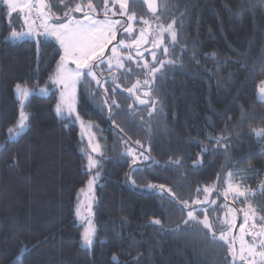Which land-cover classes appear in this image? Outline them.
I'll return each instance as SVG.
<instances>
[{
    "label": "trees",
    "instance_id": "trees-1",
    "mask_svg": "<svg viewBox=\"0 0 264 264\" xmlns=\"http://www.w3.org/2000/svg\"><path fill=\"white\" fill-rule=\"evenodd\" d=\"M46 2L51 17L64 18L59 23L77 4L82 11L70 14L80 17L89 2L93 16L112 19L105 16V0ZM135 4L140 9L130 14L146 16L139 0L128 5ZM159 7L156 30L175 21L177 43L172 51L170 34L162 33L164 44L154 52L174 63L156 74L150 89L142 66L153 63L151 52L139 58L123 48L139 36L124 30L123 46L110 44L104 58L113 47L131 57L115 70V94L105 64L95 69L100 86L91 77L78 84L77 115L90 124L99 146L89 171L90 146L79 125L56 113L60 47L47 39L11 41L24 22L0 1V264H232L229 246L202 225H185L189 209L181 211L178 203L199 208L227 201L229 174L250 191L240 203L251 205L264 227V136L257 135L264 130V101L257 93L264 81V0H160ZM164 45L170 46L167 56ZM138 80L141 88L134 91L146 104L126 91ZM17 84L35 91L23 105ZM40 89L48 95H39ZM21 112L27 129L11 139ZM216 138L227 139L217 144ZM130 148L139 156L135 164L125 155ZM97 175L94 242L84 248L76 210L81 191ZM210 194V203L193 204ZM195 215L203 219L204 213Z\"/></svg>",
    "mask_w": 264,
    "mask_h": 264
},
{
    "label": "rangeland",
    "instance_id": "rangeland-1",
    "mask_svg": "<svg viewBox=\"0 0 264 264\" xmlns=\"http://www.w3.org/2000/svg\"><path fill=\"white\" fill-rule=\"evenodd\" d=\"M4 2V0H0ZM127 0H112L111 5L108 3L107 6V13L110 14L112 19L110 18H97L93 15H91L92 19L94 20H109V21H116L119 14H125L124 10H117L115 7H126ZM16 11L11 12L13 13H19L22 16L23 22H24V30L22 32L17 33H29L30 35L25 38L21 39H12L11 35L9 36V39L11 41H39L42 39L52 40L58 44L62 51V55H64V50L61 48L60 44L54 37H46L44 35L45 30L53 25V24H61V23H55L51 19L50 15V9L49 7H45L44 5L47 4L46 0H14ZM5 4V3H4ZM9 10L10 8L7 4H5ZM48 5V4H47ZM105 12V10H104ZM108 14V15H109ZM76 21H82L83 23H88L89 21L85 20V16L80 17H74L71 18V24L74 25ZM70 22L66 21L63 22V24H68ZM119 25H115V28L118 29ZM132 33V30L130 32ZM118 34V33H117ZM138 38L136 42H134L131 45L123 46V48H127L128 50L131 47H134L132 49V54L134 56H140L145 51V47L141 48L145 42L140 36L141 34H138ZM151 40H147V42L150 44ZM115 42L113 40L111 43ZM109 43V44H111ZM104 49V54L108 48V45ZM154 46V45H153ZM162 46V45H161ZM149 46L146 47L149 48ZM137 48H141L142 50H138ZM129 58V55H120L119 51H117L115 54L111 53L109 59L105 60V66L108 71H115L117 69H121L122 67H118V61L122 63V58ZM111 62L112 67L109 68L108 62ZM61 63V61H60ZM99 63V62H97ZM60 66V64H59ZM64 67L68 72H74L76 70V65L71 62L70 59L66 60L64 62ZM58 71L59 67L56 73L55 78L53 79V84L55 86V89L59 92V101L58 104L63 105L64 100L67 96H71V106H72V112L69 115L68 108L65 106L61 114H57L59 117L63 118H73L75 122L79 125L82 136L87 140L89 146H90V157L95 162L96 167V157L99 154V146L96 142L95 136L92 131V127L89 123L82 121L76 112V106H77V91H78V84L81 80L76 82L74 87L70 88L65 91L62 84L56 83L55 81L58 79ZM22 89H27L29 91V95L27 97L21 96L17 89L15 88V96L16 98L21 102V104H25L26 101L29 99V97L35 93L34 90L22 87ZM46 90V89H44ZM49 93L48 90L41 92V89L38 90V94L41 96H47ZM63 94V95H62ZM57 104V105H58ZM57 107V106H56ZM57 113V111H56ZM27 117V115L25 114ZM21 120V115L19 118V122ZM27 120V119H26ZM26 120L24 121L25 127L21 131L19 129V122L15 130L12 131V134L10 136L11 139H15L19 134L23 133L27 129ZM95 149V151H94ZM128 153H131L130 155L135 158L136 161H138L139 156L136 154V151L133 148H130ZM95 167L91 168L94 169ZM96 176H92L89 180L86 188L81 191L80 194V203L76 210V219L77 224L82 227L83 233L86 231H90L91 229H95L94 221H93V205H94V199H95V187L97 183V178L93 180V178ZM90 181L91 184H90ZM227 187L225 189L224 195L222 199L227 198V201H222L218 203L217 199H214V204H211V214L214 215V218H209L210 221L214 224V231L216 232L217 238L219 237V234L221 231L231 229L228 232V239L231 242L232 251L230 252V255L232 257V264H264V258H262L259 253L264 252V248L260 247L261 241H264V227H261L257 224V221L259 220V215L257 214L256 210L249 204L241 205V199L246 198V196L249 195V190H247L244 187H241L237 184L234 177L229 174L227 177ZM243 193V195L241 194ZM207 197V196H206ZM211 200V194L208 199V203H210ZM205 207V206H202ZM207 208V207H205ZM214 209V210H213ZM209 214V211H208ZM227 221V223H225ZM223 226V227H221ZM95 235V234H94ZM94 242V237H93ZM93 244V243H92ZM84 246L83 241L82 245L84 248H90L92 246ZM229 246V245H228Z\"/></svg>",
    "mask_w": 264,
    "mask_h": 264
},
{
    "label": "snow or ice",
    "instance_id": "snow-or-ice-1",
    "mask_svg": "<svg viewBox=\"0 0 264 264\" xmlns=\"http://www.w3.org/2000/svg\"><path fill=\"white\" fill-rule=\"evenodd\" d=\"M60 3H64V0H59ZM144 2L148 5L149 10L155 14L156 9L153 7L154 0H144ZM4 3L7 4L10 8V13L15 12L16 6L14 3V0H4ZM105 5H107V0H105ZM46 8L48 7L47 4L44 5ZM88 9L90 12H95V8L92 6V4L89 2ZM72 11H82V8L79 4L76 5L74 9L70 8L68 11L64 13L65 16H69L70 12ZM107 15V8H105V16ZM59 19V17H57ZM129 20L135 19V14L133 13L131 16L128 17ZM85 20L89 21L88 23H83L82 21H76L74 25L71 24V19L68 24H53L49 26L46 30L44 35L46 37H54L56 41L59 42L61 48L64 50V55L61 56V63L59 66L58 71V79L55 81L56 83L62 84L65 91L67 92L68 89L74 87L75 83L80 80L81 77H91L93 80L96 81V84L100 86L102 84L101 80L97 78V74L94 71L96 67H98L100 64H104V49L107 46V44L111 43L113 40L117 39V31L119 29L115 28V25H120L121 21H109L107 19L105 20H94L92 19L91 15L89 13H85ZM143 23L147 25L149 22L147 20H144ZM175 21H173V24ZM173 24H168L166 28H161L160 32L161 34L164 32H167L171 36V42H172V51H175L174 45L177 43V36L176 32L173 28ZM125 32L131 31V25L124 28ZM29 33H17L16 31H12L11 38L12 39H21L28 37ZM144 31L141 30V36L143 37ZM124 42L122 40L117 41L118 45H122ZM155 47H160L164 44L162 35L160 40L153 42ZM169 47L168 45L163 46V55L167 56L169 54ZM117 51L116 47L112 48L113 54H115ZM153 63L149 64L145 62L142 66L144 74L146 79L143 81L144 86H150L156 76L157 73L161 71L162 68H164L166 65H172L174 61L172 59L168 60H162L157 59L156 53H152ZM70 59L73 64L76 65V70L74 72H68L64 67V62L66 60ZM131 59V57H129ZM99 62V63H97ZM156 65H159L157 67ZM109 68L112 67L111 62H108ZM118 67H123V64L118 61ZM137 66L140 67L139 62H137ZM128 71H131V69H128ZM151 78V79H149ZM116 78L113 77V84L115 85ZM116 87L118 85H115L113 87L112 91L115 94ZM140 87V81L138 80L136 84H134L131 88H127L126 91L130 93L131 95H135L136 99L139 101L140 104H146L148 101L141 99L139 95H136V92L134 91ZM16 89L19 92L21 96L27 97L29 95V91L27 89H22L21 85L17 84ZM46 91L44 89H41V92ZM107 91V90H106ZM259 93L261 95V98H264V81L261 82V87L259 88ZM63 95V94H62ZM145 96L148 95L147 92L144 93ZM113 104H115V101H113ZM68 108L69 115L72 112V106H71V96H67L64 100V104H58L56 107L57 114H61L64 107ZM118 106V105H117ZM131 108V105H129ZM27 119L25 114L21 112V120L19 122V129L22 131L25 127L24 121ZM12 131L11 129L9 130ZM259 136H264V130L257 133ZM227 138H216V143L220 144L222 140ZM137 144H139V141H136ZM95 151V149H94ZM204 151H207L205 149ZM131 153H125V155H130ZM139 155L143 156V152H141ZM147 159V157H145ZM88 169L89 171L91 168L95 167V162L92 160L91 157L88 158ZM136 163V160L133 159V164ZM174 163L179 164L180 161H174ZM97 177H94L93 180H95ZM92 181H90L91 184ZM152 185H149V188L151 189ZM159 189L161 193L164 191V185H160ZM262 189H264V186H262ZM204 192H209V188H204ZM200 192V189H197V193ZM243 195V193H241ZM255 195V193H253ZM178 203L183 204V208H181V211H184L185 209H189L187 211V219L184 221L185 225L189 224H199L203 226V229H207L208 232L212 233L213 240H219L223 241L224 244L229 245V251H232L231 242L228 239V232L231 229H227L224 231H221L219 234V237L217 238L216 232L214 231V224L209 219L208 211L211 208V204L208 205L207 208L205 207H199V208H193L191 205H189L188 201H179ZM215 203L214 201L212 202ZM193 204L195 205H204L208 204V198L205 197L204 200L196 199L193 201ZM214 210V209H213ZM196 212H202L204 213L203 219H199L197 215H195ZM154 224L159 225L161 222L159 220L153 221ZM227 223V221H225ZM223 227V226H221ZM95 234V229H91L90 231H86L82 235V241L84 246H90L93 243V237ZM207 234V233H205ZM260 247L264 248V241H261ZM259 255L264 258V252H260Z\"/></svg>",
    "mask_w": 264,
    "mask_h": 264
},
{
    "label": "flooded vegetation",
    "instance_id": "flooded-vegetation-1",
    "mask_svg": "<svg viewBox=\"0 0 264 264\" xmlns=\"http://www.w3.org/2000/svg\"><path fill=\"white\" fill-rule=\"evenodd\" d=\"M126 2H127L126 7H115V8H117V10H124L125 11V14L121 13L118 16H116L117 20L121 21V24L119 25V28H118L119 30L117 31V33L119 31H121V30L123 31L124 28L128 27L129 25H131L132 33L141 34V30H143L144 31V35H143V37L141 35L140 36L144 40L145 44L141 48L145 47V51L143 53H147L149 51L151 52V54H149V59L151 61H153L152 53L154 51H156V52L159 51V47L153 46L154 45L153 42L154 41L158 42L160 40V38H161V35H162L160 32H157V30H156V25L158 24V22L160 20V16H159L160 7H158V12L156 14L152 15V14L147 12V10H146V8L144 6V9L146 11V16H144L143 18L135 17V19L129 20L128 17L132 15V14H130V9H132L133 11L136 12L137 9H140V7H137L136 4L134 5V7H129L128 4H129L130 0H127ZM71 18L72 17L68 18L67 21H69ZM57 20H58L57 23H59L62 20H64V18H59ZM144 20H147L149 23L147 25H145L143 23ZM120 35H121V33H120ZM162 38H163V35H162ZM130 39L132 41L133 37H130ZM147 40H151L150 44L147 42ZM149 45H150V47L146 49V47L149 46ZM109 46H110V44L108 45V48H109ZM141 48H137V49L139 50ZM131 49H134V47H131ZM135 57H139L140 58L141 55L140 56H135ZM95 69H94V71H96ZM105 71L109 72L108 70H105ZM111 73H112V80H113V76H116L117 71H112ZM107 77H109V74L104 75L103 77H101V79L107 78ZM137 92H139V89L137 90Z\"/></svg>",
    "mask_w": 264,
    "mask_h": 264
},
{
    "label": "water",
    "instance_id": "water-1",
    "mask_svg": "<svg viewBox=\"0 0 264 264\" xmlns=\"http://www.w3.org/2000/svg\"><path fill=\"white\" fill-rule=\"evenodd\" d=\"M139 1L145 6V8H146V10H147L148 13L154 15L153 12H151V11L149 10V7H148V5L144 2V0H139ZM159 1H160V0H154V2H153V7H155V9H156L155 14L158 12ZM81 2H83V0H81ZM85 13H89L90 15H93V12H90V10L88 9V4H86L84 12H83V13H78V15H80V16H85ZM70 17H71V14L68 16V18H70ZM51 19H52V21L55 22V23L58 22V20L55 19V18H53V17H51ZM120 33H121V31L118 32V34H117V39L115 40V42H113V44H116L117 41H119ZM108 50H109V48H107V50H106V52H105L103 58H105V57L107 56V54H108Z\"/></svg>",
    "mask_w": 264,
    "mask_h": 264
},
{
    "label": "crops",
    "instance_id": "crops-1",
    "mask_svg": "<svg viewBox=\"0 0 264 264\" xmlns=\"http://www.w3.org/2000/svg\"><path fill=\"white\" fill-rule=\"evenodd\" d=\"M260 87H261V84H260L259 87H258V92H257V93H258V97H259L260 100L264 101V98H261V95H260V93H259V88H260Z\"/></svg>",
    "mask_w": 264,
    "mask_h": 264
}]
</instances>
